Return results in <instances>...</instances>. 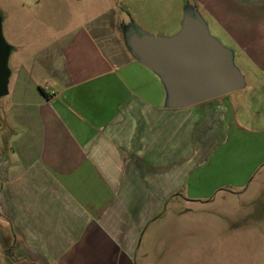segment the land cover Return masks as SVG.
I'll return each mask as SVG.
<instances>
[{"label": "crops", "instance_id": "0c3cea01", "mask_svg": "<svg viewBox=\"0 0 264 264\" xmlns=\"http://www.w3.org/2000/svg\"><path fill=\"white\" fill-rule=\"evenodd\" d=\"M185 13L243 86L173 107L127 37ZM0 21V264H144L179 202H264V0H0Z\"/></svg>", "mask_w": 264, "mask_h": 264}, {"label": "rangeland", "instance_id": "374dc122", "mask_svg": "<svg viewBox=\"0 0 264 264\" xmlns=\"http://www.w3.org/2000/svg\"><path fill=\"white\" fill-rule=\"evenodd\" d=\"M182 204L156 221L154 235L146 228L147 258L139 263L264 264V202L240 208L233 195L220 192L213 202Z\"/></svg>", "mask_w": 264, "mask_h": 264}, {"label": "water", "instance_id": "95a60500", "mask_svg": "<svg viewBox=\"0 0 264 264\" xmlns=\"http://www.w3.org/2000/svg\"><path fill=\"white\" fill-rule=\"evenodd\" d=\"M137 59L160 75L173 107H185L240 89L243 78L230 64L228 51L211 35L196 14L185 13L171 36L132 31L127 37ZM9 45L0 21V97L8 92Z\"/></svg>", "mask_w": 264, "mask_h": 264}]
</instances>
